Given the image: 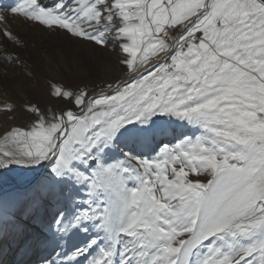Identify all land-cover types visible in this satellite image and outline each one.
I'll use <instances>...</instances> for the list:
<instances>
[{
  "label": "snow or ice",
  "instance_id": "obj_1",
  "mask_svg": "<svg viewBox=\"0 0 264 264\" xmlns=\"http://www.w3.org/2000/svg\"><path fill=\"white\" fill-rule=\"evenodd\" d=\"M16 18L127 79L22 106L0 169L37 175L0 191V264H264V0H14L0 61L23 67Z\"/></svg>",
  "mask_w": 264,
  "mask_h": 264
},
{
  "label": "rangeland",
  "instance_id": "obj_2",
  "mask_svg": "<svg viewBox=\"0 0 264 264\" xmlns=\"http://www.w3.org/2000/svg\"><path fill=\"white\" fill-rule=\"evenodd\" d=\"M13 3L14 0H0V6H8ZM11 21H14L13 29L25 41L24 46L22 43L23 50L18 53L24 61V66L9 65L12 67L10 77L12 80L14 78L15 82L6 85L0 84V105L4 103L15 105L14 112L7 113L0 110V152L5 149L15 151L22 147V145H16L11 141H5L4 137L5 133L12 128L26 129L31 123L30 116L22 110L24 104L31 102L45 111L58 107L55 99L49 95V81L72 90L87 86L90 92L103 88L104 82L111 81L114 77L120 79L119 75L123 74L118 57L113 55L114 53L112 54L111 49L94 52L91 48L80 45L77 41L69 40L62 34L47 33L21 18ZM11 47L9 45V51H11ZM154 58L152 59L154 60ZM28 72L32 73L31 79H26ZM178 123H172V127H176ZM182 130L189 135L198 134L194 128L185 127ZM167 139H171V137L169 136ZM144 151L148 152L149 150L145 149ZM21 168L18 171H14L12 168L7 171L0 169V191L8 192L18 188L23 181L37 175L36 172L29 171L24 166ZM43 171L42 169L41 173Z\"/></svg>",
  "mask_w": 264,
  "mask_h": 264
},
{
  "label": "bare ground",
  "instance_id": "obj_3",
  "mask_svg": "<svg viewBox=\"0 0 264 264\" xmlns=\"http://www.w3.org/2000/svg\"><path fill=\"white\" fill-rule=\"evenodd\" d=\"M14 22V21H13ZM13 22L11 21L10 22V27L12 28V30L16 33V31L13 29ZM15 22H17V21H15ZM18 34V33H17ZM20 36V35H19ZM20 38H21V40H22V43H23V46L25 45V41H24V39L20 36ZM23 46L22 47H20L19 48V50H18V53H19V51H21V50H23ZM27 47V46H26ZM111 53V52H110ZM114 53V54H113ZM112 54L113 55H115L116 57H118L119 55H121L120 53H119V50L117 49V51L116 52H113L112 51ZM108 55V54H107ZM162 55V54H161ZM156 58V57H155ZM155 58H154V60H155ZM112 59V58H111ZM11 66H9V65H6L5 63H2V62H0V79H5L6 81H7V84L8 83H14L15 82V79L13 78V80H12V78L10 77L11 75H10V73H11ZM5 70L7 71V76L5 77L4 76V73H5ZM119 77H120V79L121 80H126L127 79V77L126 76H124L123 77V74L122 75H119ZM100 90L101 89H98V90H96V91H90V94L92 93V92H95V93H99L100 92ZM105 91H107V89H105ZM10 168H12L14 171H18V170H21L22 168H21V166H19V165H12V166H10Z\"/></svg>",
  "mask_w": 264,
  "mask_h": 264
}]
</instances>
